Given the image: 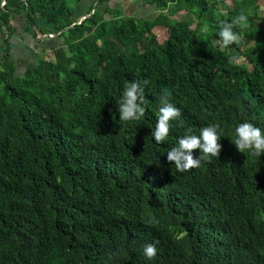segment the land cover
Instances as JSON below:
<instances>
[{"label":"trees","instance_id":"16d2710c","mask_svg":"<svg viewBox=\"0 0 264 264\" xmlns=\"http://www.w3.org/2000/svg\"><path fill=\"white\" fill-rule=\"evenodd\" d=\"M87 1L0 0V264H264V154L232 144L239 123L264 131L260 0H145L140 18L97 0L77 24ZM241 12L250 27L221 47ZM17 18L55 44L23 70ZM144 79L145 116L120 121L125 84ZM165 88L181 117L157 144ZM211 124L219 157L177 172L167 151Z\"/></svg>","mask_w":264,"mask_h":264},{"label":"clouds","instance_id":"9594fccd","mask_svg":"<svg viewBox=\"0 0 264 264\" xmlns=\"http://www.w3.org/2000/svg\"><path fill=\"white\" fill-rule=\"evenodd\" d=\"M84 18V17H83ZM250 27L248 16L241 12L231 23L223 22L217 33L219 40L216 41L223 48L230 45L239 44L242 36L234 31V27ZM238 59L237 55L229 56V63ZM150 83V80L132 81L125 84L121 98L119 100L117 111L119 120L122 122L139 121L146 114V100L144 89ZM171 93L165 88L160 97V108L157 116L155 129L151 133L157 144L163 143L170 133V122L179 120L181 111L170 102ZM182 123V121H181ZM224 134V129L219 124H211L200 129L199 135L193 134L191 129L178 140V145L167 151V162L175 165L177 172H186L201 165V161L210 157H219L222 145L219 143ZM235 139L232 144L240 153L245 151L251 152L255 157L264 154V131L253 123L245 121L239 123L234 128ZM199 150L203 155L193 156L194 150ZM210 162V161H209ZM158 164V161H157ZM147 243L143 246V253L149 260L157 254L156 244Z\"/></svg>","mask_w":264,"mask_h":264},{"label":"rangeland","instance_id":"374dc122","mask_svg":"<svg viewBox=\"0 0 264 264\" xmlns=\"http://www.w3.org/2000/svg\"><path fill=\"white\" fill-rule=\"evenodd\" d=\"M144 1V2H143ZM261 3V8L258 12V17L261 19H264V0H260ZM115 3L112 2L111 3V8H115ZM122 13L128 14V15H132L135 18H140V17H150V14L148 12V10L150 9V6H148L145 3V0H126V9H124V4L120 6ZM119 7V8H120ZM129 7V9H128ZM78 10H77V16L79 19H83V17L86 15V12L88 10V3H82L79 4L77 6ZM182 16L180 14L176 15L175 18H173L174 20L180 19ZM20 20L22 21V19H19V22L15 28V38L12 40V45H13V51H12V55H13V59L15 60V62L17 63L19 69L24 68V66H33L37 59L39 58V56H42V54L44 56H48L49 55V47L54 44L53 40H47L46 42H44V44H42V39H39V41H33V40H29V38H27L28 36L22 31L23 28V21L22 23H20ZM23 37H25V39L23 40ZM56 43L57 40H55ZM251 42L248 41L246 46H250ZM55 46V44H54ZM45 48L47 49L46 53L44 54L43 52H41V50Z\"/></svg>","mask_w":264,"mask_h":264},{"label":"crops","instance_id":"0c3cea01","mask_svg":"<svg viewBox=\"0 0 264 264\" xmlns=\"http://www.w3.org/2000/svg\"><path fill=\"white\" fill-rule=\"evenodd\" d=\"M94 1H97V0H88V1L85 2V3H88V7H89ZM112 2H114L115 5H117V6H115L116 9H117L118 7H120L121 5L124 4V9L127 10V9H126V0H110V1L108 2V7H109V8H111V3H112ZM143 2H144V1H143ZM145 3L147 4L146 1H145ZM148 6H150V5H148ZM128 9H129V7H128ZM77 10H78V8H77ZM152 11H153V7L150 6V9L148 10V12L151 14ZM19 19H21V18H17V19H16V24H15V25L18 24ZM20 23H22L21 20H20ZM15 28H16V26H15Z\"/></svg>","mask_w":264,"mask_h":264},{"label":"water","instance_id":"95a60500","mask_svg":"<svg viewBox=\"0 0 264 264\" xmlns=\"http://www.w3.org/2000/svg\"><path fill=\"white\" fill-rule=\"evenodd\" d=\"M81 20H82V19H78V21H77L76 23H77V24L80 23Z\"/></svg>","mask_w":264,"mask_h":264},{"label":"built area","instance_id":"2783aa9c","mask_svg":"<svg viewBox=\"0 0 264 264\" xmlns=\"http://www.w3.org/2000/svg\"><path fill=\"white\" fill-rule=\"evenodd\" d=\"M93 13V11H91V14Z\"/></svg>","mask_w":264,"mask_h":264}]
</instances>
